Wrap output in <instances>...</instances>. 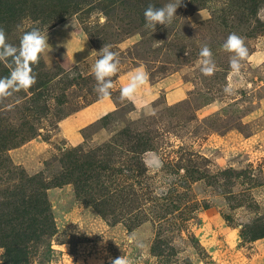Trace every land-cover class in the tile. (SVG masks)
Masks as SVG:
<instances>
[{"label":"rangeland","instance_id":"obj_1","mask_svg":"<svg viewBox=\"0 0 264 264\" xmlns=\"http://www.w3.org/2000/svg\"><path fill=\"white\" fill-rule=\"evenodd\" d=\"M168 2L0 0L8 43L34 28L49 43L35 89L0 103L2 264L6 244L18 264H264V0H182L169 27L146 29L148 4ZM230 33L249 51L239 74L222 48ZM205 44L213 76L200 71ZM104 45L120 65L101 99ZM139 67L148 83L122 101ZM10 71L0 61V77ZM25 175L48 186L47 233L3 208Z\"/></svg>","mask_w":264,"mask_h":264},{"label":"clouds","instance_id":"obj_2","mask_svg":"<svg viewBox=\"0 0 264 264\" xmlns=\"http://www.w3.org/2000/svg\"><path fill=\"white\" fill-rule=\"evenodd\" d=\"M182 0H169L162 7H156L149 3L144 10V27L156 31L157 25L169 27L177 17V9L181 6ZM49 48L48 36L38 28L25 32L20 38L19 47L7 42L6 31L0 27V61H7L11 69L8 76L0 77V103L21 91L27 92L37 83V73L34 66H38L43 53ZM223 50L232 55L229 58L230 68L233 73L239 74L242 61L249 56V51L244 39L236 33H230L222 45ZM83 50V49H82ZM96 53L94 50L91 54ZM99 58L92 68L97 86L94 91L101 99L111 96V89L114 87L112 77L119 71L120 60L116 52L111 50V46L104 45L98 52ZM199 56L200 71L204 76H213L217 71V66L213 59L210 47L205 44L201 47ZM149 76L143 67H139L130 75L129 82L120 89V99L134 102L138 91L148 83ZM226 93H231L233 88L230 85L225 87ZM153 115L155 113H152ZM159 195V193H157ZM74 223V222H73ZM81 227V226H80ZM130 243H137L135 234L129 236ZM137 246L140 247L139 243ZM2 264V262H0ZM110 264H132L131 260L125 256L115 259L110 258Z\"/></svg>","mask_w":264,"mask_h":264},{"label":"trees","instance_id":"obj_3","mask_svg":"<svg viewBox=\"0 0 264 264\" xmlns=\"http://www.w3.org/2000/svg\"><path fill=\"white\" fill-rule=\"evenodd\" d=\"M42 83H38V87ZM34 89L35 87H32L29 90L32 91ZM20 179L13 192L7 196L6 207L3 208H6V212L11 215L29 216L34 214L36 216L34 222L41 220L43 225V228L39 230L40 233L49 232L53 228V223L48 202L44 194L45 190L48 189L47 184L43 182L40 175H25V177ZM2 246L5 248L13 264H18L20 261H23L21 260L23 258L22 250L16 249L15 247L12 248L8 244ZM186 264L191 263L187 260Z\"/></svg>","mask_w":264,"mask_h":264}]
</instances>
